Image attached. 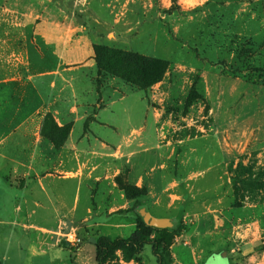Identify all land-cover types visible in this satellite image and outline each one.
I'll return each mask as SVG.
<instances>
[{
    "label": "rangeland",
    "instance_id": "374dc122",
    "mask_svg": "<svg viewBox=\"0 0 264 264\" xmlns=\"http://www.w3.org/2000/svg\"><path fill=\"white\" fill-rule=\"evenodd\" d=\"M44 1H62L64 4L60 7L65 11H79L85 6L81 3L74 9V0ZM21 2L23 0H0V51L16 54L12 57L15 65L11 66V75L19 71L16 69L19 50L11 37L5 38L12 41L5 46L1 32H55L35 22L33 17L31 20L23 17L19 11ZM29 7L35 8L33 2ZM117 14L123 25L130 22L131 30L122 31L132 33L121 42L113 43L104 38L98 40L99 43L172 62L174 72L167 73L147 90L120 78L98 75L94 78L100 94L98 105L105 107L101 117L110 119L116 114L115 118L122 121L125 128L140 127L143 123L140 118L137 120V115L148 112V126L155 129L166 175L171 179H189V184L195 186L198 204L194 211L200 214L188 216L185 213V217L172 220L174 226H179L174 231V241L188 234L196 245L202 244L205 253L201 254H204L201 264H264V0H139L123 6ZM26 19V24L21 26ZM247 33L252 38L243 35ZM38 42L43 46L46 60L38 62L35 49L30 46L32 72L56 61L61 65L70 61L69 46L59 42L50 48L40 38ZM79 49L76 59L88 61L92 47L81 45ZM7 71L0 67V78ZM114 79L117 84L113 83ZM9 92L10 88L3 93ZM0 105H5V110L0 109L4 116L13 108V103L1 95ZM123 108L130 111L129 119L122 117ZM53 121L57 124L52 115H46L43 121L42 128L49 134L55 132ZM103 131L109 132L108 129ZM57 136L61 139L63 134ZM218 141L228 145L224 149L207 148L212 143L216 146ZM196 158H202L201 162ZM155 169L157 175L159 170ZM117 181L121 189V184L129 183L126 174L118 176ZM17 194L14 188L7 197L10 210L5 213L8 216L14 214L11 207ZM27 198L28 208L35 211L32 222L46 221L34 204V200L43 199L42 196L34 190L27 193ZM134 201L136 205L128 212L136 218L142 206L137 205L139 199ZM122 214L125 216V212ZM208 215H217V227L205 228L208 217L203 227L197 229L200 219ZM215 220L213 217L211 222ZM135 230L134 226L107 233L113 239L120 235L128 238ZM9 231H14L15 236L19 234V230ZM200 232L204 235H190ZM43 234L55 241L59 249V260L53 264H96V235L87 237L83 231L66 227V224L56 232L43 231ZM74 236L78 241H72ZM25 256L17 240L8 250L0 241V259L4 264H40L41 258ZM141 257L143 263L135 260L139 264H157L150 245L143 248ZM127 261V253L117 251L106 264Z\"/></svg>",
    "mask_w": 264,
    "mask_h": 264
},
{
    "label": "crops",
    "instance_id": "0c3cea01",
    "mask_svg": "<svg viewBox=\"0 0 264 264\" xmlns=\"http://www.w3.org/2000/svg\"><path fill=\"white\" fill-rule=\"evenodd\" d=\"M138 1L74 0V9L82 3L85 5L83 10L65 11L60 7L64 4L62 1H57V4L23 0L19 8L22 16L28 20L33 17L35 22L39 21L55 32H1L2 43L5 46L12 41L17 43L20 55L16 67L19 71L11 75V66L15 65L12 57L16 54L0 51V67L8 70L0 78V95L13 103L8 115L0 113V198L3 197L0 204V241L7 250L17 240L30 259L41 258L40 264L46 261L53 264L59 260V249L43 231L56 232L66 224V227L73 226L83 231L87 237H110L107 232L112 229L136 227L135 216L128 212L136 201L127 199L118 184L117 177L122 174H126L130 184L148 190L137 204L142 206L139 213L144 209L154 217L171 220L185 217V213L188 216L200 214L194 211L198 204L197 195L189 179H171L166 175L155 129L148 126L149 113L137 115V120L140 118L143 123L140 127L125 128L122 121L115 118L116 114L110 119L101 117L105 107L98 105L100 94L94 83L98 70L92 56L88 61L76 59L81 45L91 48L94 44H102L98 40L104 38L117 43L132 33L122 31L124 28L131 30L130 22L123 25L117 13L123 6ZM32 2L33 10L29 7ZM106 11L109 15H105ZM26 22L27 19L21 26ZM243 35L252 38L250 33ZM10 37L12 41L5 39ZM39 38L50 48L59 42L62 46H69L70 61L65 65L56 61L32 72L30 46L35 49L38 62L46 60ZM112 81L117 82L115 79ZM9 88L12 93L4 94ZM207 92L209 95L208 85ZM5 105H0V109L5 110ZM213 113L215 116L214 108ZM121 114L126 119L130 118L127 108H123ZM46 115H52L60 127L71 126L61 147H56L42 135ZM217 132L221 133L219 129ZM215 144L207 148L224 149L228 145L219 141ZM201 160L196 158V161ZM155 168L159 170L157 175L154 174ZM14 188L18 194L11 207L14 211L11 217L6 214L10 210L7 197ZM34 190L43 198L35 199L34 204L46 221L31 220L35 211L28 208L27 193ZM217 201L220 202L219 199ZM2 211L6 213L2 215ZM210 212L213 211L210 209ZM212 216L202 217L197 229L203 227V221L208 217L205 228L217 227V215L213 216L215 222H211ZM9 230H19V234L15 236V232ZM190 235L201 236L204 233ZM171 252L177 264H201L205 247L196 245L188 234H182L176 237ZM140 258L143 263L141 254ZM124 264L139 262L132 259Z\"/></svg>",
    "mask_w": 264,
    "mask_h": 264
},
{
    "label": "trees",
    "instance_id": "16d2710c",
    "mask_svg": "<svg viewBox=\"0 0 264 264\" xmlns=\"http://www.w3.org/2000/svg\"><path fill=\"white\" fill-rule=\"evenodd\" d=\"M92 59L98 69L99 77L110 75L143 90L161 81L167 73L172 75L174 72L172 62L102 44L92 46ZM97 83L100 85V79ZM53 124L55 132L49 134L45 128H42V135L50 139L56 147H61L68 138L71 128L70 126L59 127L54 121ZM56 133L57 135L63 134L62 138H58ZM121 185L126 197L130 200H138L148 193L146 187H138L130 183ZM178 227V225L166 229L152 227L146 224L143 217L137 213L136 230L130 237L113 239L100 235L97 238L95 243L96 264H106L117 251H125L129 261L132 259L140 261V254L146 245L152 247L157 264H177L173 259L171 246L174 243V231ZM0 264H4L1 259Z\"/></svg>",
    "mask_w": 264,
    "mask_h": 264
},
{
    "label": "water",
    "instance_id": "95a60500",
    "mask_svg": "<svg viewBox=\"0 0 264 264\" xmlns=\"http://www.w3.org/2000/svg\"><path fill=\"white\" fill-rule=\"evenodd\" d=\"M141 216L143 217L146 224L160 229L173 228L174 222L168 218H157L152 216L148 211L142 209L140 211Z\"/></svg>",
    "mask_w": 264,
    "mask_h": 264
},
{
    "label": "built area",
    "instance_id": "2783aa9c",
    "mask_svg": "<svg viewBox=\"0 0 264 264\" xmlns=\"http://www.w3.org/2000/svg\"><path fill=\"white\" fill-rule=\"evenodd\" d=\"M69 235H70V234H69ZM72 241H74V242H75V241H78V240H77V236H74V238L72 239Z\"/></svg>",
    "mask_w": 264,
    "mask_h": 264
}]
</instances>
